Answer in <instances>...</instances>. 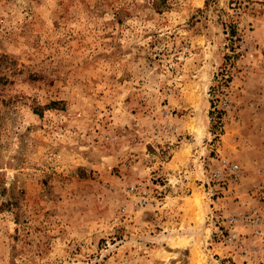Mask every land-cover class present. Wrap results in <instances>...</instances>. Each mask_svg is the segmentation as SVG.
<instances>
[{
	"label": "rangeland",
	"instance_id": "rangeland-1",
	"mask_svg": "<svg viewBox=\"0 0 264 264\" xmlns=\"http://www.w3.org/2000/svg\"><path fill=\"white\" fill-rule=\"evenodd\" d=\"M0 264H264V0H0Z\"/></svg>",
	"mask_w": 264,
	"mask_h": 264
}]
</instances>
